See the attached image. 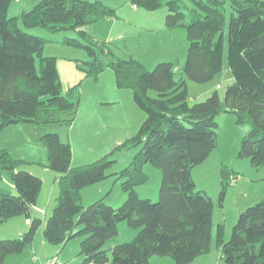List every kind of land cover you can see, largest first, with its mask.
I'll use <instances>...</instances> for the list:
<instances>
[{
    "label": "trees",
    "instance_id": "16d2710c",
    "mask_svg": "<svg viewBox=\"0 0 264 264\" xmlns=\"http://www.w3.org/2000/svg\"><path fill=\"white\" fill-rule=\"evenodd\" d=\"M12 1L0 0V131L20 123L70 124L78 108L75 88L62 91L56 58L43 57L44 38L24 32L19 22L26 29L74 31L80 39L65 37L62 42L87 51L91 61L85 63L86 77L96 78L105 66L110 67L116 88L129 90L145 115L137 133L120 146L140 148L127 167L113 173L124 179L121 187L126 195L115 207L103 199L83 207L81 197L84 188L107 177L105 172L114 163L111 154L92 164L71 167L69 144L61 143L56 134L40 138L48 153L47 167L56 174L58 183L56 204L42 232L45 240L62 248L71 238L82 236V264H109V253L110 264H149L153 256L189 264L208 253L213 241L225 264H264V198L238 213L228 241L223 239L221 224L216 225L213 240L214 203L203 190H195L191 176L192 169L217 146L215 117L221 113L233 115L237 124H249L239 157L248 158L253 167L264 166V2L189 0L192 7L188 8L191 19L187 24L182 10L187 7L181 0L165 3L166 27L184 28L189 42L182 72L199 84L222 72L225 5L231 9L226 58L232 83L226 88L223 103L214 92L204 101L189 104L185 79H175L172 63L160 62L148 70L133 59H120L106 44L89 37L85 26L114 16V10L100 1L41 0L19 18H8ZM129 1L148 11L162 7L161 0ZM150 91L155 92L154 97ZM147 163L162 173L156 202L140 199L135 192V187L148 181L142 172ZM24 165L7 151H0V177L9 171L16 191L0 190V224L29 216L37 203L43 181L22 170ZM228 175L221 170L220 205ZM124 221L138 232L131 241L107 247ZM40 224L41 219L33 217L19 237L0 239V264L30 245ZM77 226L80 229L75 231Z\"/></svg>",
    "mask_w": 264,
    "mask_h": 264
},
{
    "label": "rangeland",
    "instance_id": "374dc122",
    "mask_svg": "<svg viewBox=\"0 0 264 264\" xmlns=\"http://www.w3.org/2000/svg\"><path fill=\"white\" fill-rule=\"evenodd\" d=\"M40 1L14 0L8 7L7 17L19 18L23 11H29ZM82 1H100L114 10L113 17L101 19L84 27L94 42L106 44L120 59H133L142 63L148 70H152L160 62L172 63L175 79H185L189 104L204 101L214 92L223 103L226 88L232 83L226 58L227 23L231 12L228 3L225 5L227 20L224 27L225 49L222 72L212 80L199 84L186 79L182 72L189 46L185 29H168L165 25V17L168 13L165 3L170 0H161L162 7L154 11L136 8L129 0ZM181 3L187 7L182 8L184 23L187 24L191 19L188 8L192 5L189 0H181ZM19 28L28 34L44 38L43 57L56 58L62 91L75 88L79 100L76 115L70 124L21 123L0 132V151L5 150L11 158L24 161L26 165L21 169L33 173L32 175H38L37 177L43 181L37 203L31 210V216L34 217L33 214L38 213L37 216L42 222L36 230L33 242L20 254L26 255L29 263L35 260L36 264H44L47 258L53 256L59 260L61 257L75 260L79 254L82 236L71 238L62 248L51 245L43 237L45 222L52 215L56 204L58 183L54 177L56 174L47 167L48 153L40 138L45 134H56L61 143L69 144L71 167L92 164L111 154L110 160L114 163L105 172L107 177L97 184L86 187L81 191V197L83 207L99 199H103L106 205L115 207L120 202V196L124 194L121 187L124 179L117 178L113 173L127 167L140 148L120 146L137 133L145 115L135 105L129 90L116 88L114 73L110 67L105 66L96 78L86 77L85 63L91 61L87 51L61 44L65 37L80 39L74 31L51 33L40 27L26 29L20 22ZM149 94L155 96L153 91ZM215 121L218 126L217 146L205 162L192 169L191 176L195 190L203 189L214 203L213 240L216 225L220 223L224 229L223 239L228 241L232 227L237 221V213L264 198V166L253 167L248 158L239 157L242 138L250 131L249 124H237L233 115L225 113L217 115ZM222 169L230 175L226 177L225 181L228 183L220 205ZM142 172L148 176V181L135 187L137 196L140 199L158 201L161 171L147 163L143 165ZM234 174L237 175L236 179H233ZM0 190L16 194L9 171H3L1 174ZM99 196L101 197L97 198ZM44 213H49L46 218ZM6 224L9 223L3 222L0 226ZM79 229L78 226L75 227V231ZM137 232V229L130 228L125 221L119 223L117 236L108 242L107 247L131 241ZM17 233L19 235V232ZM10 235L9 237H16L13 233ZM33 248H36L35 252L32 251ZM211 250L204 259L206 263L209 261L216 263L220 255V250L214 241ZM109 257L111 263L110 253ZM163 260L170 262L168 257L153 256L149 264H164Z\"/></svg>",
    "mask_w": 264,
    "mask_h": 264
},
{
    "label": "crops",
    "instance_id": "0c3cea01",
    "mask_svg": "<svg viewBox=\"0 0 264 264\" xmlns=\"http://www.w3.org/2000/svg\"><path fill=\"white\" fill-rule=\"evenodd\" d=\"M61 44H63V42L61 41ZM64 45V44H63ZM21 124V123H20ZM23 124V123H22ZM19 125V124H17ZM17 125H11V126H8V127H16ZM30 125V124H28ZM6 127V128H8ZM6 128H4L3 130H5ZM13 129V128H12ZM27 129V128H26ZM3 130H1L0 132H2ZM39 138V137H38ZM213 153V152H211ZM209 158V157H208ZM207 160V159H206ZM205 160V161H206ZM204 161V162H205ZM38 176V175H37ZM56 178V176H54ZM42 187H43V183H42ZM42 187H41V190H42ZM85 189V188H84ZM83 189V190H84ZM82 190V191H83ZM203 190V189H202ZM41 192V191H40ZM100 194V193H99ZM101 196L97 197V198H100ZM126 198V195L125 193L122 194V196H120V202L116 204V206L120 205ZM56 202V201H55ZM239 213V212H238ZM237 213V215H238ZM44 217L46 218V216H48V214L44 213ZM38 215V213H35V215L33 214L34 217H36ZM213 217H214V209H213V216H212V221H213ZM31 218H33L31 216V212L29 213V216H18L17 218H10L8 219L7 221H5L4 223H9V224H6V226H0V239H13V237H9L11 236L10 234L13 233L16 235L17 232H19V235L17 233L16 237L14 238H17L19 237L26 229L27 227H29V224H30V220ZM38 218V216H37ZM42 222V221H41ZM220 224V223H218ZM217 224V225H218ZM32 251H36V248H33ZM212 250H210L208 253H205L203 255H200L198 257H196L191 263L189 264H214L215 262L212 261L209 263H206V261L204 259H206L205 257H207L210 252ZM60 252V251H59ZM33 255H35V253H32ZM220 254V253H219ZM36 256V255H35ZM221 254L219 255L217 261L215 264H222L225 262L223 261V259L220 257ZM54 257V256H53ZM52 258V257H51ZM57 258V257H56ZM50 259V258H49ZM48 260V258H47ZM46 260V261H47ZM170 262L167 261L165 262L164 260V264H174V262L169 258ZM29 260H27V256L24 255L22 256V254H13V255H9L5 258L3 264H36L35 263V260H33L32 262H28ZM57 261L59 264H82V258L81 256H79V254L76 256L75 260H72V258L69 259V257H61V259L59 260L57 258Z\"/></svg>",
    "mask_w": 264,
    "mask_h": 264
},
{
    "label": "built area",
    "instance_id": "2783aa9c",
    "mask_svg": "<svg viewBox=\"0 0 264 264\" xmlns=\"http://www.w3.org/2000/svg\"><path fill=\"white\" fill-rule=\"evenodd\" d=\"M45 264H59L57 258H51Z\"/></svg>",
    "mask_w": 264,
    "mask_h": 264
}]
</instances>
